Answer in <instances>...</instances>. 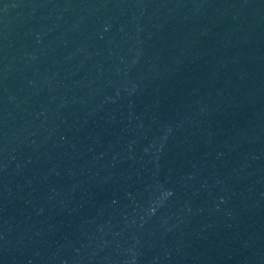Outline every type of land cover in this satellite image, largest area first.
Here are the masks:
<instances>
[{
	"label": "water",
	"instance_id": "water-1",
	"mask_svg": "<svg viewBox=\"0 0 264 264\" xmlns=\"http://www.w3.org/2000/svg\"><path fill=\"white\" fill-rule=\"evenodd\" d=\"M0 264H264V0H0Z\"/></svg>",
	"mask_w": 264,
	"mask_h": 264
}]
</instances>
